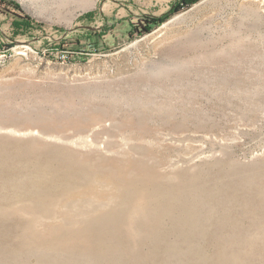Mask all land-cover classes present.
Instances as JSON below:
<instances>
[{
    "label": "rangeland",
    "instance_id": "1",
    "mask_svg": "<svg viewBox=\"0 0 264 264\" xmlns=\"http://www.w3.org/2000/svg\"><path fill=\"white\" fill-rule=\"evenodd\" d=\"M0 264H264V0H0Z\"/></svg>",
    "mask_w": 264,
    "mask_h": 264
},
{
    "label": "trees",
    "instance_id": "2",
    "mask_svg": "<svg viewBox=\"0 0 264 264\" xmlns=\"http://www.w3.org/2000/svg\"><path fill=\"white\" fill-rule=\"evenodd\" d=\"M191 1H195V0H191ZM153 24H155V23H153ZM152 24L151 23H148L147 24V27H150ZM148 30V29H147Z\"/></svg>",
    "mask_w": 264,
    "mask_h": 264
},
{
    "label": "bare ground",
    "instance_id": "3",
    "mask_svg": "<svg viewBox=\"0 0 264 264\" xmlns=\"http://www.w3.org/2000/svg\"><path fill=\"white\" fill-rule=\"evenodd\" d=\"M16 132L18 131V130H15Z\"/></svg>",
    "mask_w": 264,
    "mask_h": 264
}]
</instances>
